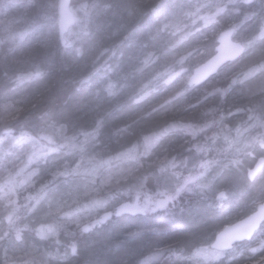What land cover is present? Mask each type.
<instances>
[{
    "label": "clouds",
    "instance_id": "9594fccd",
    "mask_svg": "<svg viewBox=\"0 0 264 264\" xmlns=\"http://www.w3.org/2000/svg\"><path fill=\"white\" fill-rule=\"evenodd\" d=\"M0 264H264V0H0Z\"/></svg>",
    "mask_w": 264,
    "mask_h": 264
}]
</instances>
